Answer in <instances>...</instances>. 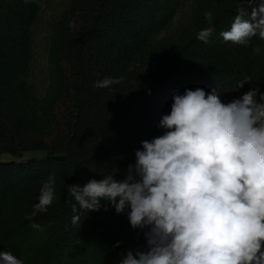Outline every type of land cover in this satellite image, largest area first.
Segmentation results:
<instances>
[{
    "label": "trees",
    "instance_id": "16d2710c",
    "mask_svg": "<svg viewBox=\"0 0 264 264\" xmlns=\"http://www.w3.org/2000/svg\"><path fill=\"white\" fill-rule=\"evenodd\" d=\"M182 2L70 0L52 28L51 78L41 96L27 77L44 0H0V157L45 152L0 162V251L24 264H121L128 250L146 245L143 231L130 225V209L117 214L102 202L99 211L77 205L73 213L77 202L68 187L105 175L123 180L142 141L163 135L160 119L170 114L175 93L202 88L227 104L255 87L264 92V41L254 37L241 46L220 36L240 0H194L177 20ZM258 6L259 0L243 4L249 15ZM209 27L208 43L199 41L198 32ZM257 46L261 53L254 55ZM105 77L123 79L94 86ZM50 175L53 203L26 219Z\"/></svg>",
    "mask_w": 264,
    "mask_h": 264
},
{
    "label": "clouds",
    "instance_id": "9594fccd",
    "mask_svg": "<svg viewBox=\"0 0 264 264\" xmlns=\"http://www.w3.org/2000/svg\"><path fill=\"white\" fill-rule=\"evenodd\" d=\"M240 0L224 42L249 46L264 41V0L250 15ZM205 20L212 24L213 13ZM214 29L197 34L208 43ZM254 55L261 53L259 46ZM123 77H105L97 88H111ZM245 82L238 87L243 88ZM163 135L142 141L123 180L115 175L68 187L79 209L99 211L104 202L127 213L146 245L128 250L121 264H264V92L259 87L223 103L214 91L175 93L170 114L163 115ZM55 177L43 183L38 203L26 219L47 213L54 200ZM80 217L74 215L73 223ZM33 228L40 225L33 224ZM117 242L114 248L120 247ZM0 264H24L11 251H0Z\"/></svg>",
    "mask_w": 264,
    "mask_h": 264
},
{
    "label": "rangeland",
    "instance_id": "374dc122",
    "mask_svg": "<svg viewBox=\"0 0 264 264\" xmlns=\"http://www.w3.org/2000/svg\"><path fill=\"white\" fill-rule=\"evenodd\" d=\"M193 1L183 0L177 20L188 13ZM69 3L70 0H44L40 16L34 26L33 55L27 80L37 88L41 96L46 94L51 78L49 50L52 28L60 14L67 9ZM44 155L45 152L42 151L26 152L21 156L4 154L0 157V162H24L32 158L41 159Z\"/></svg>",
    "mask_w": 264,
    "mask_h": 264
}]
</instances>
